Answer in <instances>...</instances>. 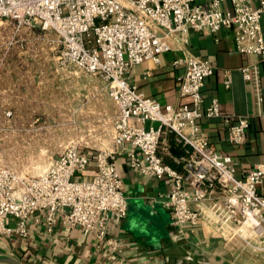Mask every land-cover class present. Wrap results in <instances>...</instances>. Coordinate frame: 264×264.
I'll list each match as a JSON object with an SVG mask.
<instances>
[{
	"label": "built area",
	"instance_id": "built-area-1",
	"mask_svg": "<svg viewBox=\"0 0 264 264\" xmlns=\"http://www.w3.org/2000/svg\"><path fill=\"white\" fill-rule=\"evenodd\" d=\"M8 20L54 31L61 41L57 71L100 76L116 113L111 118L114 148L72 139L38 174L19 173L0 162V238H26L31 219L39 221L44 214L49 231L58 222L66 229L79 227L120 252L122 242L109 236L108 226L112 215L129 213L116 160L126 152L132 170L170 185L165 206L180 237L186 238L187 227H202L209 237L241 240L264 254V194L258 191L264 165L239 176L235 158L212 146L200 122L224 116L219 98L204 106L202 87L214 65L187 47L191 31L232 29L239 52L263 55L264 0H0V21ZM173 40L182 51L173 64L184 67L179 91L189 99L177 106L148 97L129 76L149 59L160 64ZM251 71L252 66L242 68L246 79ZM224 84L231 87V74ZM251 118L234 116L228 131L232 144L247 142ZM69 121L77 125L74 117ZM168 132L181 150L173 157L177 166L161 155ZM92 160L95 170L88 177Z\"/></svg>",
	"mask_w": 264,
	"mask_h": 264
},
{
	"label": "crops",
	"instance_id": "crops-1",
	"mask_svg": "<svg viewBox=\"0 0 264 264\" xmlns=\"http://www.w3.org/2000/svg\"><path fill=\"white\" fill-rule=\"evenodd\" d=\"M225 5L230 6L229 3ZM189 40L188 49L214 65L213 75L205 79L202 87L204 106H208L213 98H219L224 115L204 117L200 125L216 150L235 158L237 174L244 176L255 165H264V54L239 52L232 29H222L217 34L191 31ZM172 45L171 50L160 55V64L149 59L135 65L129 76L130 82L148 97L177 106L189 99L183 98L179 91L178 77L184 72V67L173 64L182 54L181 45L177 40H173ZM16 47L20 49L16 45L0 46V78L6 77V100L25 101L19 103L18 108L32 110V113L22 112L24 116H54L60 112L59 107L64 109L65 103L66 115L74 117L75 80L81 84L84 78L42 76L43 61L13 59L12 52ZM19 49L16 51L27 52ZM55 63L50 62V67L52 64L56 66ZM246 66H252L251 79H246L242 73ZM228 73L232 77L230 88L224 84ZM91 89L95 92L89 93ZM82 90L85 97L77 105L79 110H84L85 104L89 103L97 111H114V104L105 92L104 81L84 84ZM239 114L251 115V126L247 142L234 145L228 139V131L234 116ZM164 143L161 149L163 160L177 166L173 157L181 150L175 135L168 132ZM126 159V152L119 153L116 158L129 200V213L124 218L112 215L108 226L109 236L122 242L120 252L94 236L84 235L79 227L66 229L58 222L49 231L45 215L39 214V221L31 219L29 222L26 238H0V259L12 258L21 264H231L233 261L264 264V254L245 247L241 240L228 243L220 237H209L202 227L194 230L187 227L186 238L180 237L178 228L171 225V213L165 206L170 185L165 180L148 178L132 170ZM94 170L95 162L92 160L86 176L92 175ZM258 191L264 194V180ZM0 264L13 263L0 260Z\"/></svg>",
	"mask_w": 264,
	"mask_h": 264
},
{
	"label": "rangeland",
	"instance_id": "rangeland-1",
	"mask_svg": "<svg viewBox=\"0 0 264 264\" xmlns=\"http://www.w3.org/2000/svg\"><path fill=\"white\" fill-rule=\"evenodd\" d=\"M16 45L27 52L14 48L13 59H31L43 61L41 68L42 76H71L75 79L84 78L81 84L74 87L75 116L77 125L66 126L71 120L64 109L59 107L57 115L45 116H24V113H32L29 109H19V103L25 101L6 100V77L0 78V162L13 168L19 173L29 172L32 174L41 173L49 165L50 157L62 152L72 139H79L88 142L95 148L112 147L113 130L111 118L115 115L114 110H99L88 103L84 110L77 106L84 99L85 94L82 88L84 84L104 81L100 76L95 79L83 76V72L76 69L58 70L57 66L50 67V62H56L58 50L61 48V41L54 31H43L39 28L19 27L12 20L0 21V46ZM19 49L20 51H16ZM56 65V63H55ZM92 77V76H91ZM82 81V80H80ZM95 90H89V93ZM106 92V90H105ZM62 96L60 95V99ZM64 102V100H62ZM61 102V101H60ZM16 105V107L14 106ZM11 107V109L9 108ZM12 112L7 116L6 112ZM23 110V111H22ZM87 119V120H86ZM84 150L88 149L83 147Z\"/></svg>",
	"mask_w": 264,
	"mask_h": 264
},
{
	"label": "water",
	"instance_id": "water-1",
	"mask_svg": "<svg viewBox=\"0 0 264 264\" xmlns=\"http://www.w3.org/2000/svg\"><path fill=\"white\" fill-rule=\"evenodd\" d=\"M0 260H4L6 262H10V263H13V264H21L18 261H16L15 259H12V258H5V259H0Z\"/></svg>",
	"mask_w": 264,
	"mask_h": 264
},
{
	"label": "trees",
	"instance_id": "trees-1",
	"mask_svg": "<svg viewBox=\"0 0 264 264\" xmlns=\"http://www.w3.org/2000/svg\"><path fill=\"white\" fill-rule=\"evenodd\" d=\"M166 162V161H165Z\"/></svg>",
	"mask_w": 264,
	"mask_h": 264
}]
</instances>
